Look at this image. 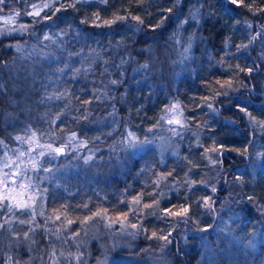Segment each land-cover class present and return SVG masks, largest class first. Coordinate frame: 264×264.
<instances>
[{
	"label": "trees",
	"instance_id": "1",
	"mask_svg": "<svg viewBox=\"0 0 264 264\" xmlns=\"http://www.w3.org/2000/svg\"><path fill=\"white\" fill-rule=\"evenodd\" d=\"M27 1L7 0L1 10L18 13L20 25L29 27L0 36V139L10 149L27 151L11 137L31 127L39 143L54 147L75 132L76 147L55 158L32 153L41 170L28 174L47 189L43 214L34 220L26 210L14 215L0 210V223L11 221L0 229V264H53L45 253L55 249V224L45 226L42 215H59L60 226L71 220L70 232H80L84 217L98 209H107L115 220L127 212L128 221L142 222L143 240L156 244L155 237L181 220L165 209L182 213L190 205L208 212L202 207L208 196L216 198L217 212L208 208L212 220L196 219L188 244L178 229L170 233L171 242L163 240L169 264H206L210 248L202 243L204 236L215 249L209 260L220 259L216 264H241L227 251L244 243L252 251L242 264H264V12L257 10L264 0L236 5L230 0H53L38 17L26 14L33 8ZM116 15L128 19L103 26ZM58 93L60 99H50ZM172 103L179 106L182 124L171 135L163 126ZM57 114L61 119L53 124ZM128 132L149 143L125 148L121 141ZM162 135L172 136L167 151L158 146ZM89 155L100 176L92 178L81 167ZM43 168H59L68 175L66 182L81 184L70 191L57 180L41 181L49 174ZM219 215L232 220L218 232ZM188 216L193 218L192 211ZM31 220L36 224L30 262L15 250L19 238L30 234ZM63 247L72 256L59 251L56 264H74L78 245Z\"/></svg>",
	"mask_w": 264,
	"mask_h": 264
},
{
	"label": "rangeland",
	"instance_id": "2",
	"mask_svg": "<svg viewBox=\"0 0 264 264\" xmlns=\"http://www.w3.org/2000/svg\"><path fill=\"white\" fill-rule=\"evenodd\" d=\"M52 1L53 0H31V1H27L26 3L29 4V6H32V5L42 6L43 4L45 3L48 4ZM3 8H6V7L0 6V17H6L10 14V13L9 14L2 13L1 10ZM34 11L35 9L32 8V12ZM20 17L21 16L17 15L15 18V23L9 24L8 26L9 27H19V25L22 23V22L20 23L21 21ZM4 24H5V21L3 19H0V27H3ZM28 27H27V30H28ZM23 32L15 31V32H11L10 34L16 35V34H21ZM0 36H3V35H0ZM44 56L42 57L41 62L43 61ZM173 105H176V104L172 103L171 105H169L168 109L172 108ZM176 111H177V115L175 118L179 119L181 112L178 109ZM172 119H174L173 115L166 111V118L164 120L166 125L163 126V132H166L167 134H171V135L172 133L180 130L179 125H176L174 123L169 124L167 122L168 120H172ZM171 137L172 136L164 137V135H162L158 141V146H161L163 150L167 151V149L169 148ZM155 149L156 148H154L152 152L155 151ZM84 157H83V160H84ZM81 167H84L85 169L84 171L87 170L91 174L92 178L100 176V173H102V171L99 170V166L96 165L94 161L92 162V160H89L88 163H85V161L82 162ZM244 168L245 167H243L242 169ZM43 176L44 177L41 178V181H43L44 178L45 180H48L51 178L50 181L57 180L59 183L66 184L67 189L70 191L78 189L79 184H81V182H79V179H75L72 182H66V177H68V175L63 176L59 168H55V170H52L51 172H49V174H45ZM33 181L37 183L41 189H44V186L42 184L40 185L39 184L40 182H38L37 179H33ZM24 198L27 199V196L25 195ZM44 199H45L44 197L43 199L37 198L35 203L33 204L35 215L41 214L43 210L42 205H43ZM215 199H210L209 196L206 197L205 201H207V206L205 202H203L202 207H204L205 210H207L208 212H210L208 208H213L215 210ZM189 206L190 205L185 206V208L188 209L187 213L182 212L183 214L179 215V218H181V220L179 222L174 223V230L173 229L171 230L169 228L165 231L163 236H167L168 238L167 241L171 242V238H169L170 233L174 232L175 229H178L179 232L181 233V241L182 242L186 241L188 244L189 239L187 237L188 236L191 237V234L193 233L192 226L196 225L195 224L196 219H199L201 215L204 217V218L202 217V219L205 222L212 220L210 219L208 212L202 209H198L196 206L193 207L192 209H189L188 208ZM189 210L192 211L193 218L195 220L193 218H189L188 216V214L190 213ZM26 212H30L32 214V209H27ZM215 212H217V210H215ZM220 216L222 215H219V220H218L219 222L217 225L218 232L222 230L221 229L222 227H220V225H223L225 223L224 226L228 227L229 224L231 223L230 221L232 220L231 218H227L226 219L227 222H226L225 220L221 219ZM42 217L44 219L45 226L50 225L52 223L55 224L52 227L54 229L53 232H55L54 239H56V241L54 242L55 253H58L59 251L60 253L65 252L67 253L66 254L67 256L69 255V252H67V249L64 248L63 246L66 245L70 247L71 242H73L74 245L75 244L78 245V249H80V252H76L75 256L79 255L80 260L77 261L74 256V260H75L74 264H117L119 262H120L119 264L130 263L131 260L128 258L126 259V257L132 258V261L135 264H169L171 261L170 259L172 258L171 256H168L169 253L167 250V247H168L167 243L163 242V239H160V237H155L156 244L149 243L148 241L143 240L145 236L144 237L142 236L145 233L146 229L143 228L141 221L136 220V221L131 222L130 220L128 221L127 219H122V218L115 220L114 218L112 219L109 214H106L102 217H95L96 220L93 219V220L87 221L86 224L83 225L84 229L82 231L70 232L72 230L70 227V224L68 225V224L63 223L62 226H60L57 224L56 219L49 218L46 215H42ZM30 223L32 226L31 229H34L35 227L34 225L36 223L33 220H31ZM133 224L137 225V227L132 228L131 225ZM207 226H209V224ZM34 231L30 232V234L26 237L27 239L19 238L24 247L20 243L19 248L15 250L16 252H22V254L26 255L30 262L32 260L35 261L34 259L35 252L33 251V248L35 245V242L33 241L35 239ZM199 232L201 233L202 231H199ZM217 239H218V235H217ZM27 240L29 242H27ZM202 243L207 244V248L208 247L210 248L209 251L207 252L209 254L208 255L209 262L206 261V264H211V261L212 263H215V264L219 263L220 259L218 260L217 258H215L216 260H209L212 258V255L215 254V249L213 247V244L207 240V237L204 236ZM244 244H241L242 246L238 249V251L234 252V248H231L230 251L229 250L227 251L229 255H232V258L234 261H236V263L239 262L242 264L250 260L249 251H252V250L250 247ZM83 246L85 248H82ZM115 251H119V254H116ZM41 254H42L41 256L44 255V253L42 252ZM49 254L50 253L46 255H49ZM65 258L67 259V257ZM46 263L50 264V261L47 260ZM38 264H40V262ZM60 264H61V261H60Z\"/></svg>",
	"mask_w": 264,
	"mask_h": 264
},
{
	"label": "snow or ice",
	"instance_id": "3",
	"mask_svg": "<svg viewBox=\"0 0 264 264\" xmlns=\"http://www.w3.org/2000/svg\"><path fill=\"white\" fill-rule=\"evenodd\" d=\"M230 2L233 5L243 4V0H230ZM0 6L8 7L7 0H0ZM245 7H248L249 9L252 8L251 4L244 5ZM33 9H35L34 12H27V15L38 17L41 14L42 8H49L52 7L50 4H43L40 5H32ZM69 7L75 8V4L69 5ZM258 11L264 12V8L257 9ZM56 11H60L59 8L56 9ZM169 12H171V9H168ZM18 15L16 12H11L6 17H0V19H3L5 21V24L3 27H0V35H4L7 37L11 32L15 31H27L26 25H19V27H9V24L15 23V18ZM55 15V13H53ZM46 19H51V17H46ZM98 19V16H97ZM127 16H114L113 19L103 21V26H111L112 24L117 23L118 21L127 20ZM131 19L141 22V18L139 16L131 17ZM97 26H101L100 24H97ZM45 39H51L50 36L47 34L45 35ZM11 47V45H9ZM18 47V46H17ZM146 67V65H145ZM62 71V70H61ZM79 71V69H77ZM250 72L251 69H248ZM115 83V81H113ZM229 86H231V82H228ZM62 94H55V99H60ZM210 109L212 108V104L209 103L207 105ZM178 105H173L172 108L167 109L168 113H171L174 117L172 120H168L167 122L169 124H176L181 125L182 121L181 119L175 118L177 115V109ZM242 111L244 109H241ZM61 119V114H57L56 119L52 121L54 124L56 120ZM164 119V117H162ZM63 123V121H61ZM174 131V130H173ZM24 135H16L14 137H11V139H14L15 141L20 142V145H27V151L22 150V148H12L10 149L8 144L4 142L3 139H0V150H3V154L0 155V210H5L4 214H15V210H27L32 209V215L33 219L35 216L33 204L35 203L37 198L43 199L44 195L47 193V189H41L37 183L33 181L32 176H30L29 172H38L41 170V160L33 157L32 153L34 151H38L39 157H45V156H51L55 158L57 155H60L65 152L66 148H72L76 147V133L72 132L71 135L68 136L67 141L62 144L59 147H54L53 143H47V144H41L39 143V137L37 136V131L33 130L31 127H28L24 129ZM42 135V134H41ZM111 135V134H109ZM51 137L53 140L58 139V137H55V133L51 134ZM80 144H86V142L81 141ZM121 143L124 145L125 148H131L135 149L143 144L149 143L146 139L144 141H139L135 137L134 133L128 132L127 136L124 138V140L121 141ZM27 158V159H26ZM93 158L92 155H89L87 157H84L85 163H88L89 160ZM44 172H51L52 169L49 168H43ZM213 192L216 191L215 188L212 189ZM27 196V199L24 198V196ZM133 202L139 203L138 197H133ZM205 204L207 206V201H205ZM85 208L88 206L85 204ZM145 207H151V205H145ZM107 209H98L95 212H92L91 216H85L84 220L81 221V223H85L88 220H91L93 217H102L107 214ZM166 213H169L170 215H180L183 213H187L188 209L184 208L183 213H171L169 209L164 210ZM43 214V213H41ZM122 219H126L128 216V213H121L120 214ZM60 216L56 215V220H60ZM26 221H21V223H25ZM30 223V221H28ZM10 219H5L2 223H0V229L4 228L5 225L10 226ZM73 223V221L69 220L68 224ZM132 228H136L137 225L133 224L131 225ZM29 231H34V229H29ZM58 234V233H57ZM153 236H156V233H152ZM24 236H28V232L24 233ZM160 239L167 240V236L160 237ZM50 259L53 261V264H56L57 257L55 253V249L52 250V252L49 254ZM60 256H64V253L61 252ZM69 256H72L71 253H69ZM75 259L77 261L80 260V256H75Z\"/></svg>",
	"mask_w": 264,
	"mask_h": 264
},
{
	"label": "flooded vegetation",
	"instance_id": "4",
	"mask_svg": "<svg viewBox=\"0 0 264 264\" xmlns=\"http://www.w3.org/2000/svg\"><path fill=\"white\" fill-rule=\"evenodd\" d=\"M41 251H42V253H44V252H45L43 248H41ZM45 254H47V253H45Z\"/></svg>",
	"mask_w": 264,
	"mask_h": 264
},
{
	"label": "water",
	"instance_id": "5",
	"mask_svg": "<svg viewBox=\"0 0 264 264\" xmlns=\"http://www.w3.org/2000/svg\"><path fill=\"white\" fill-rule=\"evenodd\" d=\"M65 152H66V150H65ZM65 152H64V153H65ZM62 154H63V153H62Z\"/></svg>",
	"mask_w": 264,
	"mask_h": 264
}]
</instances>
